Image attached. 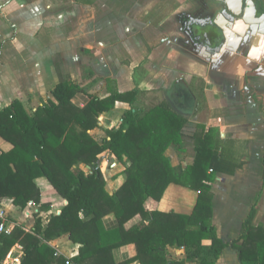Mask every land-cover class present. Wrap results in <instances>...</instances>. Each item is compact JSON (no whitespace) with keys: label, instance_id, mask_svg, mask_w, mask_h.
Instances as JSON below:
<instances>
[{"label":"crops","instance_id":"crops-1","mask_svg":"<svg viewBox=\"0 0 264 264\" xmlns=\"http://www.w3.org/2000/svg\"><path fill=\"white\" fill-rule=\"evenodd\" d=\"M88 1L54 6L49 0H0V109L19 100L31 112L46 102L59 82L55 59L65 78L79 86L73 101L82 107L88 95L103 98L112 90L137 91L132 105L116 101L100 114L99 126L90 130L99 142L109 138L105 130L117 125L126 109L142 110L166 101L188 119L180 143L165 151L173 166L185 168L193 162L198 123L206 130L214 128L215 139L227 140L224 155L240 164L233 174L216 172L211 184V221L217 236L224 243L237 237L254 203L252 223H264V24L238 19L217 26L216 6L210 0ZM214 25L221 37L210 41L208 30ZM139 81L147 84L141 96ZM141 99L153 101L143 105ZM10 148L0 137V149ZM104 156L111 168L101 169L112 193L123 181L118 174L124 166L114 155ZM35 183L42 200L51 202L47 211L35 203L21 210L8 198L0 200L10 224L25 230L32 228L34 213L45 225L66 202L46 177H37ZM196 199L194 189L170 183L162 198L149 200L147 207L190 214ZM139 219L134 217L126 226ZM103 223L113 228L114 215L105 216ZM49 244L67 258L78 253L79 244L67 234ZM21 251V245H14L1 264H18ZM167 252L184 264H199V257L186 258L185 247H168ZM135 254L132 243L113 251L117 261ZM209 259L214 264H239L229 246Z\"/></svg>","mask_w":264,"mask_h":264},{"label":"trees","instance_id":"trees-1","mask_svg":"<svg viewBox=\"0 0 264 264\" xmlns=\"http://www.w3.org/2000/svg\"><path fill=\"white\" fill-rule=\"evenodd\" d=\"M54 65L59 82L46 102L31 112L19 100L0 109V137L11 144L6 151L0 149V200L8 198L21 210L32 201L47 211L51 202L42 200L35 183L37 177H46L66 202L45 225L34 213L31 229L14 224L9 233L0 232V264L16 244L22 247L18 264H184L183 259L168 257V247H185L186 258L214 264L209 257L216 258L226 246L237 253L239 264H264V223H252L255 203L238 236L227 243L212 224L215 173L233 174L240 166L224 155L214 128L196 124L195 158L185 168L173 166L165 151L180 143L188 119L166 101L142 110L126 109L119 123L105 130L109 138L99 142L90 130L99 126L100 114L116 101L132 105L137 91L112 90L103 98L88 95L82 107L73 101L79 86L65 78L59 59ZM105 152L124 166L118 174L123 181L112 193L101 169ZM170 183L197 192L190 214L147 207L149 200L162 198ZM109 214L115 217L113 228L103 223ZM136 216L139 221L126 226ZM63 234L79 244L71 258L49 244ZM130 243L136 247L135 256L117 261L114 249Z\"/></svg>","mask_w":264,"mask_h":264},{"label":"flooded vegetation","instance_id":"flooded-vegetation-1","mask_svg":"<svg viewBox=\"0 0 264 264\" xmlns=\"http://www.w3.org/2000/svg\"><path fill=\"white\" fill-rule=\"evenodd\" d=\"M216 6L215 20L219 25L233 24L235 20L252 21L264 24V0H210ZM214 25L210 27L208 38L220 39L221 30ZM225 26V25H224ZM213 33H216L215 35ZM207 33V32H206Z\"/></svg>","mask_w":264,"mask_h":264},{"label":"rangeland","instance_id":"rangeland-1","mask_svg":"<svg viewBox=\"0 0 264 264\" xmlns=\"http://www.w3.org/2000/svg\"><path fill=\"white\" fill-rule=\"evenodd\" d=\"M54 6H59V5H63V4H66V3H68V2H70V0H49ZM199 83V82H198ZM137 87H138V89H139V91H140V93H139V95L141 96L142 95V91L143 90H145L146 89V87H147V84H146V82H138L137 83ZM149 99V98H148ZM148 99H146V101H145V99H141V101H145L144 102V104L143 105H148L149 103H151L152 101H149ZM190 101V100H189ZM190 103H191V101H190ZM221 142V146L222 147H225L226 145H227V140H222V141H220ZM104 158L106 159L107 157L106 156H104ZM110 159H106L104 162H102V168L104 169V170H107V169H109V168H111L109 165H110ZM24 220V219H23ZM25 223H27V221H24Z\"/></svg>","mask_w":264,"mask_h":264},{"label":"built area","instance_id":"built-area-1","mask_svg":"<svg viewBox=\"0 0 264 264\" xmlns=\"http://www.w3.org/2000/svg\"><path fill=\"white\" fill-rule=\"evenodd\" d=\"M28 204L32 205L33 202L30 201ZM12 227H13V225L10 224V222L7 220V212L5 211V209L2 206H0V232L9 233L11 231Z\"/></svg>","mask_w":264,"mask_h":264},{"label":"water","instance_id":"water-1","mask_svg":"<svg viewBox=\"0 0 264 264\" xmlns=\"http://www.w3.org/2000/svg\"><path fill=\"white\" fill-rule=\"evenodd\" d=\"M211 32L213 33L214 31L213 30H211ZM214 35H215V33H213Z\"/></svg>","mask_w":264,"mask_h":264}]
</instances>
